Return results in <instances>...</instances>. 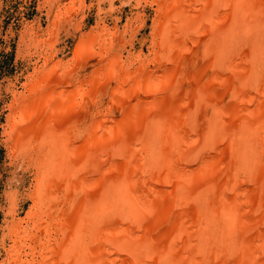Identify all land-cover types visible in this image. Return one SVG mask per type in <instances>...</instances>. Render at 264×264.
<instances>
[{
	"label": "bare ground",
	"instance_id": "6f19581e",
	"mask_svg": "<svg viewBox=\"0 0 264 264\" xmlns=\"http://www.w3.org/2000/svg\"><path fill=\"white\" fill-rule=\"evenodd\" d=\"M184 5L179 13L191 11ZM193 5L188 20L195 31L184 35L182 19L162 41L172 40L180 58L183 72L176 70L175 80H163L164 73L146 74L143 62L133 92L128 95L124 85L123 100L111 114H104L95 100L86 109L83 101L79 109L63 114L47 148L36 144L46 151L43 159L35 158L37 210L25 221L28 228L34 224L37 234L30 241L36 246H29L31 261L30 254L22 258L20 244L29 232L23 222L15 224L12 234L19 240L7 252L9 264H264V0H203ZM206 20L210 26L205 31L201 23ZM154 22L157 27L160 21ZM102 31L104 36L109 33ZM100 57L103 66L110 61ZM138 58L134 60L141 63ZM64 66L59 62L57 70ZM125 67L122 62L109 69ZM190 68L191 81L184 76ZM103 69L97 79L105 78ZM21 97L14 93L18 106ZM70 119L86 123L80 154L53 140ZM66 139L71 143L72 138ZM68 156L82 159V172L77 186L69 187L60 201H67L63 210L37 187L55 171L43 170L42 162L60 157L66 165ZM60 216V232L73 225L77 241L63 237L51 243L47 221ZM45 234L48 244L39 246Z\"/></svg>",
	"mask_w": 264,
	"mask_h": 264
},
{
	"label": "rangeland",
	"instance_id": "374dc122",
	"mask_svg": "<svg viewBox=\"0 0 264 264\" xmlns=\"http://www.w3.org/2000/svg\"><path fill=\"white\" fill-rule=\"evenodd\" d=\"M182 1H187L186 5L182 4ZM194 1L203 0H0V264L10 263L7 252L15 245V240H19L15 233L12 234L15 224L23 222V227L28 228L25 224V221L29 220L28 214L37 210L33 202L38 174L37 168L34 167L35 158L43 159L45 148L49 145L48 140L52 139L50 132L55 131L56 125L60 127L63 114L75 107L79 109L83 106V101L88 109L93 100L97 101V107H102L104 114H111L114 111L111 110L117 108V104L123 100L120 96L126 91L128 95L133 92L129 93L136 86L133 84L136 83V70L143 62L146 74L159 73L157 76L161 77V73H164L167 76L161 77L163 80H167L169 76L175 80L176 70L182 71L183 67L179 66L180 58L174 51L173 41L168 42L166 39L168 44L162 41L167 33L174 32L178 21L182 19L181 22L187 26L184 35L189 37V33L195 31V25L190 29L191 22L188 20L195 10ZM181 5L188 6L191 11L179 13ZM181 15L186 16L185 20V16ZM155 20L160 21L157 27ZM208 23L207 20L201 23L205 31L210 26ZM153 28L157 30L154 34ZM103 29L109 32L106 36L103 35ZM157 35L159 37H156ZM166 49L168 51H165ZM201 53L203 51L200 49V65L204 64ZM100 55L103 60L104 56L107 61L110 59L107 65L101 64ZM139 56L141 63L137 61ZM59 62L65 65L64 69L61 67L57 70ZM122 62L126 66L125 69L115 68L116 72L115 69H109L110 66H119ZM102 69L107 70L105 72L108 78L101 76L97 79V71ZM192 73L193 69L190 68L186 71L185 78L191 81ZM124 85H127L126 91L122 90ZM14 93L24 96L21 97L19 106L13 101ZM32 111H37L40 115L35 117ZM65 125L66 128L59 129L53 140L61 147L67 146L70 153L75 149L80 154L82 144L86 145L81 131V128L83 130L86 127V123L70 119ZM66 137L72 138L71 143L66 142ZM76 141L79 143L74 146L72 143ZM38 142L43 143L45 151L37 148ZM71 146L74 148H70ZM67 158V166L60 157L54 161L42 162L43 170L46 168L55 171L52 172V178L44 180L37 188L42 190L43 195L45 192L46 197L54 198L53 205L65 201L66 192L72 186H77L76 179L82 172L81 158ZM60 175L66 176L67 180L59 181L56 177ZM66 202L58 208L67 209ZM79 212L77 210L76 214ZM61 219L62 216L47 221L52 225L48 226L52 228L51 243L54 244L56 238L60 240L63 237L69 241H77L74 239L77 230L73 225L68 226L72 230L67 228L66 231L60 232L64 227L59 223ZM75 220L76 218L73 219ZM56 223L59 224L55 225ZM29 224V234L26 237L28 240L25 239L20 244L22 258L25 254H30L28 261L32 260L29 246L33 247L35 244L30 240L37 234L34 224ZM43 238L39 246L48 244V236L45 234ZM38 252L39 248L36 250V253ZM61 259L60 257L57 261L63 262Z\"/></svg>",
	"mask_w": 264,
	"mask_h": 264
}]
</instances>
